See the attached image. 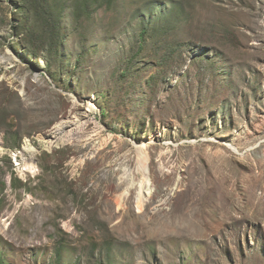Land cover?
Listing matches in <instances>:
<instances>
[{
	"label": "rangeland",
	"instance_id": "1",
	"mask_svg": "<svg viewBox=\"0 0 264 264\" xmlns=\"http://www.w3.org/2000/svg\"><path fill=\"white\" fill-rule=\"evenodd\" d=\"M0 264H264V0H0Z\"/></svg>",
	"mask_w": 264,
	"mask_h": 264
},
{
	"label": "bare ground",
	"instance_id": "2",
	"mask_svg": "<svg viewBox=\"0 0 264 264\" xmlns=\"http://www.w3.org/2000/svg\"><path fill=\"white\" fill-rule=\"evenodd\" d=\"M75 136H76V135H75ZM75 136L73 137V139H72V140H73V141H75V142H77V141H76L77 139H75V138H77V136H76V137H75ZM80 138H82V139H83V137H80ZM86 139H87V138H86ZM85 141H86V140H85ZM78 142H82V141H80V139H79V141H78ZM82 144H85V143H82ZM27 146H28V145H27ZM24 151H25V152H28V153H31L30 149H29V148H27V147H26V148H24Z\"/></svg>",
	"mask_w": 264,
	"mask_h": 264
}]
</instances>
